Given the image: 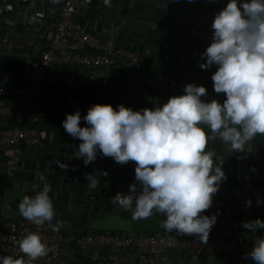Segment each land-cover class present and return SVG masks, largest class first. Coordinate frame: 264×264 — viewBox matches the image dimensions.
Instances as JSON below:
<instances>
[{"label": "clouds", "instance_id": "clouds-1", "mask_svg": "<svg viewBox=\"0 0 264 264\" xmlns=\"http://www.w3.org/2000/svg\"><path fill=\"white\" fill-rule=\"evenodd\" d=\"M211 28L212 42L201 54L205 62L199 67L209 70L216 66L211 76L213 91L225 95L223 103L202 100L207 89L190 83L184 86L183 95L169 97L154 109L133 111L123 105L113 109L96 104L83 117L77 111L62 121L65 132L82 141L73 158H82L85 166L95 162L97 152L119 165L135 162V182L129 185L128 194L116 193L110 200L113 205L130 211L133 221L160 214L164 217L160 227L166 233L193 236L201 244L207 243L219 215L203 213L212 207L214 196L227 179L216 153L207 150L209 141L219 137L230 152L250 153V142L264 136V0H229L215 15ZM81 119L86 127L79 126ZM55 164L67 170V164ZM101 175L108 173L94 170L85 174L89 189L98 187ZM39 180L43 187L33 185L35 196L25 195L18 213L37 227L47 224L59 232L64 222L52 223L56 213L49 196L51 187L43 174ZM261 203L258 199L257 206ZM251 205V200L245 201L246 208ZM241 226L255 233L264 229V221L257 218ZM17 244L22 256L0 257V264H33L51 251L36 232ZM245 258L264 264V238L254 239Z\"/></svg>", "mask_w": 264, "mask_h": 264}, {"label": "crops", "instance_id": "crops-1", "mask_svg": "<svg viewBox=\"0 0 264 264\" xmlns=\"http://www.w3.org/2000/svg\"><path fill=\"white\" fill-rule=\"evenodd\" d=\"M197 1L85 0L77 20L104 40L145 51L156 71L158 85L151 91H130L126 82L128 68L114 65L108 76L110 81L100 89L82 88L59 102L56 119L39 150L22 151L21 168L11 177H7L5 169L6 147L0 143V219L20 216L19 202L25 195L35 196L33 185L43 187L39 180L43 174L51 187L49 196L56 213L52 223L63 221L61 228L66 233L164 230L160 227L162 215L133 221L130 211L110 201L116 193L128 194L129 185L135 182V162L119 165L97 152L95 162L85 166L82 158H73L82 141L71 138L62 121L77 111L83 117L96 104L111 105L113 109L123 105L133 111L154 109L169 97L183 95L184 86L190 83L207 89L208 95L202 100L223 103L225 95L213 91L211 76L216 66L209 70L199 67L205 62L200 56L206 48L189 43L184 35L185 27L198 16ZM54 16L51 0H0V84L27 82L43 49L44 31ZM8 121L0 115V129L7 127ZM79 126L87 125L81 119ZM247 147L250 153H236L230 152L219 137L209 141L207 150L216 153L215 159L222 163L227 177L214 197L251 200L257 216L264 220V136L258 135ZM57 161L67 164V170L59 168ZM94 170L106 171L108 175L99 176L98 187L89 189L85 174ZM258 199L262 201L259 206Z\"/></svg>", "mask_w": 264, "mask_h": 264}, {"label": "built area", "instance_id": "built-area-1", "mask_svg": "<svg viewBox=\"0 0 264 264\" xmlns=\"http://www.w3.org/2000/svg\"><path fill=\"white\" fill-rule=\"evenodd\" d=\"M201 1L211 4L218 0ZM84 4L85 0H51L55 16L44 31L43 49L27 82L0 84V114L12 119L9 128L0 131V143L7 149V177L21 168L22 151L39 150L47 132L35 124L48 126L56 116L57 103L76 85H98L117 64L128 68V90L149 91L158 85L153 72L143 71L148 64L147 53L104 40L77 20ZM218 12L203 14L206 27H189L187 35L204 48L212 42L211 25ZM80 67L88 69L82 73L67 70ZM245 201L213 198L212 207L203 214L219 215L206 244L175 231L66 233L62 228L53 232L47 224L37 227L21 216L1 218L0 257L20 258L17 241L36 232L51 251L33 264H252L254 261L245 258L246 254L252 250L255 238H264V229L253 233L241 226L242 222L260 219L256 208H246Z\"/></svg>", "mask_w": 264, "mask_h": 264}, {"label": "trees", "instance_id": "trees-1", "mask_svg": "<svg viewBox=\"0 0 264 264\" xmlns=\"http://www.w3.org/2000/svg\"><path fill=\"white\" fill-rule=\"evenodd\" d=\"M226 4H227V2L225 0H218L217 2H212L211 4L210 3H206L205 1L203 2L201 0L197 1L198 16L195 17V22L191 23L189 26H186L185 27L186 29L184 30V35H185L186 39L189 41V43H193V44H196L197 46L203 47L199 43V41H197L195 39H191L187 35L188 34V30L190 29L189 27L193 26V27L197 28L198 30L202 29L203 27H206V25L203 24V14L205 12L213 13L214 10L220 11L226 6ZM133 49L137 50V51L145 52V51H142V50H140L138 48H133ZM147 58L149 59L150 57L147 56ZM112 68H113V66H112ZM87 69L88 68L80 67V68H71V69H67V70L74 71L76 73H82V72L86 71ZM143 71L146 72V73H152L153 72L152 74L157 78V74H156V71H155L154 67H152L149 63L143 69ZM106 81H110V77L109 78L105 77L104 79H102V81L98 85H91V84L90 85H82V84L76 85V87L73 88L74 89L73 92L74 91L76 92L77 90L82 89V88L83 89H87L88 91L93 90V89L97 90V89H100L103 86V83L106 82ZM110 86H111V84H110ZM57 106H59V103H57ZM11 120L12 119L9 118V121H8L9 125L8 126H10ZM53 123H54V121H51L48 126L36 123L35 126L36 127H40V128H45V129L49 130V128L52 126ZM3 218H5V217H3ZM175 262H177V261L175 260Z\"/></svg>", "mask_w": 264, "mask_h": 264}, {"label": "rangeland", "instance_id": "rangeland-1", "mask_svg": "<svg viewBox=\"0 0 264 264\" xmlns=\"http://www.w3.org/2000/svg\"><path fill=\"white\" fill-rule=\"evenodd\" d=\"M176 96H178V95H176Z\"/></svg>", "mask_w": 264, "mask_h": 264}]
</instances>
